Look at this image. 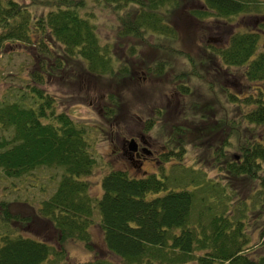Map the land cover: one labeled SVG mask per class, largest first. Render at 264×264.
<instances>
[{
	"label": "trees",
	"instance_id": "16d2710c",
	"mask_svg": "<svg viewBox=\"0 0 264 264\" xmlns=\"http://www.w3.org/2000/svg\"><path fill=\"white\" fill-rule=\"evenodd\" d=\"M103 1L120 13L118 35L138 37L150 33L172 38L163 15L177 6V0ZM86 2L52 0L51 8L36 14L15 0H0V41L17 39L34 43L39 53L36 56L41 62V72L33 73L35 82L42 84L46 78H57L66 64L76 65L78 73L84 76L93 75L104 87L108 81L114 80L118 84L127 77L126 66L114 70L115 61L110 48L107 44H100L92 15L82 13ZM201 2L206 9L191 11L192 15L199 19L209 15L223 19L249 12L251 3L256 1ZM131 6L133 10L129 8ZM126 8L127 11H124ZM255 41L252 33L234 34L230 36L227 47L214 49L213 54H217L227 65L246 63L247 79L264 82V52L250 57L255 50ZM155 68L160 73L162 63ZM42 72L46 78L41 75ZM71 75L73 73L69 72L68 76ZM194 75L192 72L187 76ZM182 88V92L186 93L187 87ZM100 93L98 97L103 101L100 116L108 120V127H118L116 118L122 110L120 101L108 89ZM19 95L24 101L31 98L32 104L24 105L16 99L0 105V127L9 130L7 136L0 135V171L5 177L19 178L40 166L62 168L56 187L50 196L40 201L36 213L56 230L59 242L77 239L89 249L87 227L92 220L94 203L87 193L88 181L78 177L91 172L95 159L88 150L85 129L72 121L67 113L57 111L54 98L42 89L32 86L28 93L21 92ZM256 98L257 95L250 93L245 95L244 106L241 112L236 113L240 117L227 118L225 139L227 145L236 144L241 155L239 160L224 161L223 169L229 175V182L242 184L247 178L259 181L258 188L247 191V196L242 197L240 191L236 193L233 189L232 195H229L233 199L224 201V187L228 190L230 187L221 184V180L219 186L207 184L204 196H198L195 190L200 185L189 187L183 184L168 189L164 185L166 176L159 179L154 175L132 178L121 170H111L101 178V194L96 199L99 227L106 249L121 264H264V224L256 235L263 240L250 244L256 231L252 225L258 217L252 219V223L248 222L249 213L257 206L264 209V180H259L257 175L260 166L257 160L264 161V136L261 134V137L252 136L250 139L240 136L242 126L249 130L255 128V124L264 123V108L250 107ZM227 99L230 103L238 100L229 92ZM192 106L195 118L184 126L177 128L173 120L167 121L170 135L167 129L166 136L170 144L174 143L178 130L175 139L179 145L187 140L186 136H190L192 144L199 146L197 141L205 137L208 128H212V125L207 127L205 124L208 102H195ZM213 113L214 118L220 120L215 110ZM189 123L193 125L190 127ZM221 124L218 122L216 126L220 128ZM237 141L242 143L238 145ZM222 145L224 142L218 149L221 158ZM220 164L222 166L223 162ZM209 190L216 192L213 205L207 201ZM241 190H246V187ZM8 205L9 202L0 201V224L15 218ZM51 249L42 240L19 234L10 236L5 231L0 236V264H41L49 255L61 252ZM60 259L59 256L54 261ZM75 264L111 263L98 257Z\"/></svg>",
	"mask_w": 264,
	"mask_h": 264
},
{
	"label": "rangeland",
	"instance_id": "374dc122",
	"mask_svg": "<svg viewBox=\"0 0 264 264\" xmlns=\"http://www.w3.org/2000/svg\"><path fill=\"white\" fill-rule=\"evenodd\" d=\"M15 1L27 7L32 13L40 14L51 8L50 1L52 0ZM86 1L85 10L82 13L88 12L92 15L91 20L95 24L100 44L102 46L107 44L110 48L115 61L114 70L118 71L124 66L127 68V77L122 81L118 80V84L112 80L108 81V85L105 87L101 86L93 78V75L84 76L78 73L76 65L68 64L61 68V72L58 73L59 76L55 79H47L42 72L41 75H45L44 78L46 79L41 78L42 81L44 80L42 84L37 83L33 78V73L41 72V62L39 56H36L39 53L36 52L34 43L17 39L0 41V105L16 99L24 105L32 104L31 98H25V101L20 99L19 93H28L32 86L42 89L43 92L54 98L57 111L67 113L72 121L85 129V139L89 144L88 150L95 159L91 172L88 175L78 177V179L88 181L87 193L94 203L92 220L87 227L89 243L91 244L89 249L86 248L83 241L77 239H66L59 242L56 230L46 219L36 213L40 201L50 196L56 187L63 172L62 168L40 166L19 178L5 177L0 171V201L9 202V212L15 216L5 224H0V236L7 231L10 236L19 234L42 240L51 246L53 252L61 251L59 255H49L46 261L41 264H75L98 257L109 261L111 264H121L119 259L111 254L103 243L102 232L99 227V212L96 206V199L101 194L100 180L111 170H121L132 178L154 175L159 179L166 176L164 185L168 189L183 184H188L189 187L194 184L200 185L195 190L198 196H204L207 184L210 186L211 183H215L219 186L221 180V184L224 186L228 184L230 187V190L224 187L227 193L224 195V201L228 198L233 199L229 196L232 195L233 189L236 193L240 191L242 197H245L247 191L251 192L254 188L257 189L259 184L257 179L248 180V178L242 184L237 181L230 183L227 179L229 175L223 169L226 164L224 161H234V155H238L239 152L236 144L227 145L225 139L228 130L226 129L222 133L216 125L224 119V112L227 118H233L236 113L241 112L244 106L242 105L244 96L253 90L245 91L244 89L238 93L229 82L234 81L233 76L236 75L237 70L233 67L224 68L228 72L226 74L228 79L225 84L223 83V86H227L228 92L237 94L239 99L242 98L241 101L236 100L231 103L225 101L224 93L221 91L224 75L221 70L216 73L215 57L211 56L212 50L216 48L215 46L221 45L222 41L211 43L209 38H221L224 32L227 37L231 33L254 29L258 31L260 29L258 22L260 17L264 15V0H255V3H251L250 11L247 13L236 14L223 19H217L214 15L199 19L195 14L191 15L190 12L206 9L201 0H177V6L163 15V20L173 35L172 38L155 36L150 33H143L138 37L120 36L118 35L121 27L118 18L119 11L113 9L110 4H105L103 0H98V2L95 0ZM129 8L133 10L132 6ZM254 21H257L258 25L253 26ZM262 39L260 36L258 52L261 51L260 42ZM159 63H162L160 73L155 68L159 66ZM69 72L73 73L70 77L68 76ZM192 72L195 75L188 77L187 75ZM180 74L183 75L180 77ZM182 84L187 85L188 89L189 87L193 89V94L182 93L178 100L177 109L179 113L173 112L169 108L174 105L175 98L178 97L174 96V93ZM106 89L112 92L122 107L121 114L116 118L119 126H111L109 128L111 131L107 128L108 120L105 121V118L99 114L103 101L99 99L98 93L101 95L100 91ZM260 98L264 99V89ZM165 102L168 105L166 107ZM195 102H208L206 115L211 118L212 128L210 131H206L205 137L196 140L199 146L192 144L190 136H186L187 140L184 139L183 142L179 141L182 143L179 145L175 139L178 137V130L175 133V144H169L167 136L170 135V129L166 125L167 121H171L173 117L179 126L188 123L187 121L194 118L195 109L192 105ZM90 103L93 104L90 105ZM160 107L163 108H161L162 117H158L159 113L154 112L156 108ZM213 107L217 112V117L220 114L221 120H214V113L211 111ZM148 114L152 115L149 116ZM137 117L140 119L148 117V120L141 122L138 121ZM141 123H144L145 127ZM150 124L151 126L148 127ZM260 125L261 131L259 130V133L264 136V123ZM167 129L169 131L166 136ZM137 130H143L145 134L152 136V139L157 142L154 146L160 152L157 156V163L143 166L147 171L146 174L131 167V164L126 160H120V157L117 159L125 164L118 163L113 159L115 156L111 153L108 144V139L114 142L122 136L128 138L130 133L133 134ZM241 131L249 139L252 136H259L256 128L247 130L242 126ZM8 134L9 130L0 127V135L7 136ZM179 137H181L180 134ZM222 142H224V146L222 145L223 152H226L223 159H221L218 150ZM241 143L242 141H237L238 145ZM221 162H223L222 166ZM257 162L260 165L257 169L258 178L264 180V161L259 162L257 160ZM197 176L198 178H196ZM237 183L238 185H236ZM244 187L246 190H241ZM209 191L207 195L210 197L207 196V201L213 205L216 192ZM223 205L226 208L224 202ZM249 216L248 222L251 221V223L252 219L258 217L255 225H252L256 231L250 239V244H257L263 240V238H257L256 235L259 227L264 224V209L262 210L261 206H257L253 212L249 213ZM253 228L251 229L253 230ZM247 229H249L248 226ZM59 256L61 259L55 262L54 259Z\"/></svg>",
	"mask_w": 264,
	"mask_h": 264
},
{
	"label": "flooded vegetation",
	"instance_id": "af4514ba",
	"mask_svg": "<svg viewBox=\"0 0 264 264\" xmlns=\"http://www.w3.org/2000/svg\"><path fill=\"white\" fill-rule=\"evenodd\" d=\"M239 14H242V13H239ZM260 18L261 19L258 22L260 29H258V31H256L254 29V30L246 31V32L231 33L227 37H226V33L224 32L223 35H221V38L210 37L209 39L211 40V43L217 42L219 40L222 41V44L219 46H215L216 47L215 49L225 48V47H227V45L229 43V38L231 35L243 34V33H252L256 37L255 50L253 51V54H251V56H250L251 58H253V57L257 56L258 54L264 52V48H262V46H261V43L264 40V15L261 16ZM256 24H257V21H254L253 26H255ZM260 36H262L263 39L260 42L261 51L258 52ZM211 43H209L210 46H212ZM213 52L214 51L212 50L211 56L215 57L214 61H215V65H216V67H215L216 73L221 70L222 74L224 75V77H223V79H224L226 74L228 73L225 71L224 68H228V67L229 68L230 67L235 68L237 70V72L235 73L236 75L233 76L234 81H229L231 83V85L233 86V89L237 90L238 93L242 92L244 89H245V91L253 90V92H251L250 94L257 95L258 98H256L253 101V103L250 105V107L253 108L254 106H261L262 108H264V99L260 98V95L263 94L264 82L261 81V83H259V80L258 81H252V80L247 79V76L245 75V70H244V68H247V67H244L246 63H238L236 65H234V64L233 65L232 64L227 65L226 63H224L222 61V59H219L217 57V54H213ZM207 59H206V61H207ZM200 64L203 65L202 62H200ZM200 67H202V66H200ZM223 79H222V86H223V83L225 84L227 82L228 78L226 76V78L224 80ZM182 87H187L186 93H188L190 95L193 94V89H190V87L188 89V86L185 84L180 85L179 89H177L174 93V96H178V97L175 98V102H174V105L172 106V109H171V107L169 108V110L171 109V110H173V112L177 111L179 113V110L177 109V107H178V100L180 98L179 96L182 95V93H183ZM236 88H238V89H236ZM221 91H222V93H224L223 96H224L225 101H228V99H227V92H228L227 86L221 87ZM229 93H231V92H229ZM233 95L236 96L239 101H241L242 98L239 99L237 94H233ZM166 106H168V105L165 102V107ZM161 108L162 107L156 108V110L154 111V112L159 113L158 117L161 116V114H162L163 108L162 109ZM213 110H214V107L211 109V111L213 112ZM207 113H208V110H207L206 114ZM206 114H205V119H206L205 124L207 125V127H210L211 123H212L210 120L211 118L208 117L209 115H206ZM148 115L151 116L152 114H148ZM193 116L195 118V115H193ZM219 117L221 120L220 114H219ZM239 117L240 116H236L235 118H239ZM233 118H234V116H233ZM137 119H138V121L142 122L143 120H148V117L145 119H142V118L140 119L137 117ZM171 120L174 121V124L178 128L179 125L176 123V121L173 119V117L171 118ZM214 120H216V119L214 118ZM213 122L215 123V121H213ZM221 123L222 124L220 127V131L223 133L227 129V115L225 112H224V119L221 120ZM142 125L144 126V123ZM184 125L185 124H183V125L181 124V126H184ZM189 125L191 127V123H189ZM260 126H261L260 124H255V126H254L257 129L258 133L260 130ZM110 127L111 126H109L107 128L109 129ZM144 127H143V129H144ZM208 130L210 131V128H208ZM240 132H242V131L240 130ZM242 135L243 134L241 133L240 136H242ZM258 137H261V133H259ZM130 140H133L134 143L130 142ZM130 143H132V144H130ZM108 144L110 146L111 153L114 154V156H115V158H113V159H115L118 163H121L124 165L125 164L124 162H120L119 159H117L118 157H120L121 158L120 160H124V161L126 160L128 163L131 164V167H133L136 170H140L143 174L147 173V171L143 168L144 165H153L154 163H157V161H158L157 156L159 155L160 152H158L154 146L155 144H157V142L154 139H152V136L145 134L143 132V130H137L133 134L130 133L128 138H124L122 136V137H120L119 140H115L114 142L111 141L110 139H108ZM225 155H226V152H223V157L221 159H223L225 157ZM240 156L241 155L239 152L238 155H234L233 159L235 158L234 160H239Z\"/></svg>",
	"mask_w": 264,
	"mask_h": 264
},
{
	"label": "water",
	"instance_id": "95a60500",
	"mask_svg": "<svg viewBox=\"0 0 264 264\" xmlns=\"http://www.w3.org/2000/svg\"><path fill=\"white\" fill-rule=\"evenodd\" d=\"M261 46H262V48H264V40H263V42L261 43ZM130 142L134 143L133 140H130ZM132 143H130V144H132Z\"/></svg>",
	"mask_w": 264,
	"mask_h": 264
}]
</instances>
